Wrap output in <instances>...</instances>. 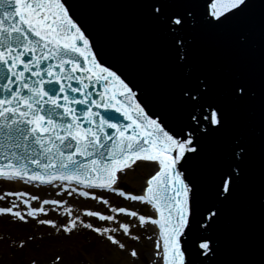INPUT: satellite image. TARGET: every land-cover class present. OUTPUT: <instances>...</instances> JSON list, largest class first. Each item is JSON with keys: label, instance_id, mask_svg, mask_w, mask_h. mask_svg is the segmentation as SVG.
I'll return each mask as SVG.
<instances>
[{"label": "snow or ice", "instance_id": "6c2138e0", "mask_svg": "<svg viewBox=\"0 0 264 264\" xmlns=\"http://www.w3.org/2000/svg\"><path fill=\"white\" fill-rule=\"evenodd\" d=\"M247 6V0H211L210 14L221 22ZM0 10V67L8 73V84L2 86L5 95L0 97V135L9 139L15 135L25 148L31 139L46 158L42 163L31 157L17 156L19 163H13L4 157L7 163H0V179L41 185L57 181L61 182L60 186L75 184L81 186L79 195L83 197L91 195L84 189H106L125 196L122 189L114 187L119 180L118 173L130 169L137 161L155 162L159 171L147 180L144 194H129L127 198L151 205L156 218L129 212L124 207L112 211L138 217L141 224L157 225L161 239L156 247L162 249V255H158L164 264H186L180 237L192 213V189L177 170V164L186 152H195V148H190L192 140H179L166 131L158 119L148 115L125 80L99 63L88 37L62 0H0ZM174 23L183 27L180 17L175 18ZM79 57L83 58V65ZM45 61L55 63L42 68ZM73 80H78L81 87H73ZM94 83L103 84L98 98H94L90 90ZM235 90L241 95L246 92L244 85H236ZM69 91L81 93L82 97L73 98ZM80 104L88 106L82 115L74 107ZM101 109L103 111H99ZM109 111L120 114L128 122L122 124L105 115ZM58 116L61 119H57ZM193 119L197 117L194 115ZM200 119H206L209 125L222 126L225 117L222 110H212L207 116L202 114ZM108 129H113L115 135ZM108 142H112L110 147ZM19 146L21 144H17ZM68 146L73 150L66 152ZM30 164L36 167L30 169ZM234 184L235 177L225 173L221 178V191L230 193ZM76 191L77 188L71 189V192ZM8 195L21 197L27 205L39 199L37 196L24 198L25 193ZM60 203L55 199L43 201L52 206ZM103 203L108 201L103 200ZM16 207L15 204L0 207V216L26 221L24 214L14 210ZM68 212L70 214L71 210ZM41 213H45L44 207L31 208L27 217L36 218ZM87 216L104 221L115 219L95 211H88ZM76 221L77 218H73L70 225L62 226L63 230L71 233L77 227ZM39 222L56 226L53 220ZM85 227L92 229L93 225L89 223ZM121 227L125 234L130 232L128 223ZM94 231L105 234L113 230L95 228ZM107 238L120 249L125 248V244L112 235ZM203 241L199 248L212 251L211 240L203 238ZM130 255L136 257L138 253L133 249ZM60 260L57 256L56 264Z\"/></svg>", "mask_w": 264, "mask_h": 264}, {"label": "water", "instance_id": "95a60500", "mask_svg": "<svg viewBox=\"0 0 264 264\" xmlns=\"http://www.w3.org/2000/svg\"><path fill=\"white\" fill-rule=\"evenodd\" d=\"M87 1L92 9L87 7L85 12L91 10L93 16L100 20H107L109 16L114 17V19H109V22L104 21L100 24L102 30L113 31L117 34L111 35L107 40L106 50L110 53V57H106V63L119 70L121 61L119 43L125 39L121 43L126 46L129 55L133 56L129 58L124 53L125 59L135 62L137 58L144 56L151 63H161L160 71L166 82L173 78L175 84L182 87L208 82L199 96L195 98L196 101L189 107L191 115L207 116L212 110H222L224 113L223 125H208L210 130L203 132L199 138L201 140L197 151L187 159L192 164V168L185 167L186 171L192 174L190 179L193 181L194 173L199 170V164L202 166L208 164L213 170L206 169L210 182H208V189L203 190L197 186L198 189L195 192L196 196H201L197 198L195 204L196 207L198 206L199 219L189 226L191 238L189 236L187 240L185 239L189 257H192L190 264H264V99L260 103L254 100L256 102H251L249 108H244L242 105L241 107L236 106L244 103L241 100L245 93L241 95L233 89L230 84L233 73L224 74V79L228 84L217 79V76L212 73L211 58L204 54L209 39L204 45L203 52L195 47H189L192 44L186 42L191 36L189 29L187 31L169 22L163 23L150 18L149 11L141 9L139 17H136L132 12L124 13L125 4L117 0ZM157 1L161 0H138L137 2L140 6L147 2L157 3ZM118 4L122 11L118 8ZM203 7H207L205 2L199 6V16H203L206 11ZM151 15L154 14L151 13ZM202 22L206 23L208 20ZM135 28L140 29L139 41L143 43L139 51L134 47L137 42L136 38L130 34V31ZM223 28L224 32L220 33L217 27L215 34L222 41L221 45L226 46L231 53L234 50L233 41L228 39V36L232 34L233 28L228 26ZM235 32L240 33L239 30ZM153 33L157 34L153 37L156 50L148 53L152 41L147 43V40L150 36L152 37ZM102 41L104 42L103 39ZM113 53L117 56L116 59ZM150 58L156 62L151 61ZM257 63L258 61H254L252 64V71L248 78L253 84L259 82L261 92H259V97L262 98L264 59ZM140 73L137 69L131 71L128 79L141 91L148 79ZM199 89L194 87V91H200ZM201 98L205 100L203 103ZM200 120L201 124L207 121L206 119ZM188 130L198 134L197 136L200 134L194 125ZM227 134L232 136V139L235 136L240 140L234 142L231 152L225 141ZM239 148L243 153L240 154ZM235 153L239 155L235 157ZM233 165L237 166V170H233ZM225 173L235 177V184L230 193L221 191V178ZM193 188H196L195 182H193ZM216 191H219L218 194L221 195L219 202L214 197ZM209 209L211 212L208 211ZM212 213L216 215L213 216ZM205 223L203 227L202 224ZM203 238L211 240L212 251L206 252L199 248V244L204 242Z\"/></svg>", "mask_w": 264, "mask_h": 264}, {"label": "rangeland", "instance_id": "374dc122", "mask_svg": "<svg viewBox=\"0 0 264 264\" xmlns=\"http://www.w3.org/2000/svg\"><path fill=\"white\" fill-rule=\"evenodd\" d=\"M149 173H151V168L148 165L139 164L134 170L127 172V176L124 180H126L125 182H128L127 184L129 187L140 190L144 184V179ZM139 178H141L140 181ZM6 227L12 230L15 225L14 227ZM36 238L37 240H33L32 242L29 241L30 238L29 240H24L23 247H21L19 245V241L22 240H16L14 237L10 238L3 236L2 238L0 236V256L8 258V260L12 263L24 262V264H30L33 260L39 264H41L43 260H45V262H49V260L53 257L56 258L60 254H62L61 264L63 263L64 255L72 258L68 264H97L93 262V258L95 256L100 258V264H103L102 262L105 264H131L132 259L130 260L128 250L130 247L134 246L140 248L143 256V260L140 256L139 258L133 260L134 264H152L151 262L153 260L151 244H149L148 241H145V243L140 246L137 244H131L125 250L116 248V250H113V252L110 253L107 251L105 252L103 247V249H100L103 244L102 242L89 241L88 238H86V234L75 236L70 240H57V238L53 239L49 236V234L42 236V239L39 236ZM38 242H40L41 245H38ZM88 245H94V249L91 252L87 251L86 246ZM54 251H58L59 253H55L56 255L53 254L52 256V252ZM19 254L22 257H19Z\"/></svg>", "mask_w": 264, "mask_h": 264}, {"label": "bare ground", "instance_id": "6f19581e", "mask_svg": "<svg viewBox=\"0 0 264 264\" xmlns=\"http://www.w3.org/2000/svg\"><path fill=\"white\" fill-rule=\"evenodd\" d=\"M148 165L150 166V167H153L154 165L153 164H149L148 163ZM50 189H52L51 187H49ZM48 188V189H49ZM0 198H1V196H0ZM26 216V215H25ZM15 217H12V216H7V215H5V216H0V220H5V222H10L11 220H13ZM26 221H24L26 224H29V225H31V224H35V220H34V218H32V217H27L26 216ZM22 223H23V221H21ZM22 225H24V226H20L19 227V229H27V227H25L26 225L25 224H22ZM144 225V227H146V225L147 224H143ZM152 227V226H151ZM83 229H86V227H83ZM120 231H122V232H124L123 230H120ZM154 230H153V227H152V231H150L151 232V235H150V238H151V240H153L154 242H156V239H155V236H154V234L152 233ZM92 231H85V230H83L81 233L82 234H86V237H89V240L90 241H93V240H96V242H102L103 244H102V246H101V248L100 249H105V250H107L108 252H113V250L115 249V247H114V245H110V243L109 242H107L106 241V239H105V237H104V235H100V236H95V237H92V233H91ZM150 234V233H149ZM94 235H96L95 233H94ZM121 235V234H120ZM85 239V238H84ZM87 247V251H89V252H91L93 249H94V245H91V246H86ZM103 247V248H102ZM52 254H53V252H52ZM58 254V253H57ZM53 256V255H52ZM51 256V257H52ZM60 257H61V260H62V254H60L59 255ZM60 260V262H59V264H61V261ZM72 260V258L71 257H69V256H67V255H64V259H63V263L62 264H68V262H70ZM131 260V259H130ZM93 262H95V263H101L100 261H99V257L98 256H95L94 258H93ZM103 264H105L104 262H102ZM0 264H24V263H12V262H10L9 260H8V258H6V257H1L0 256ZM49 264H56V258H52L51 260H49ZM131 264H134V261L133 260H131Z\"/></svg>", "mask_w": 264, "mask_h": 264}]
</instances>
